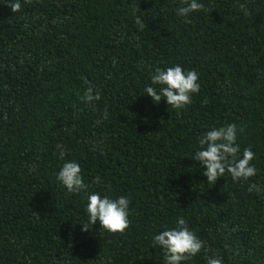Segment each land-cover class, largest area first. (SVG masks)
<instances>
[{
    "label": "trees",
    "instance_id": "trees-1",
    "mask_svg": "<svg viewBox=\"0 0 264 264\" xmlns=\"http://www.w3.org/2000/svg\"><path fill=\"white\" fill-rule=\"evenodd\" d=\"M15 2L0 0V264H164L153 239L177 218L205 242L181 264H264V0H198L187 20L181 0ZM175 65L199 76L181 109L145 91ZM229 124L257 173L209 184L192 157ZM71 161L86 192L57 180ZM93 192L128 198L123 233L81 231Z\"/></svg>",
    "mask_w": 264,
    "mask_h": 264
},
{
    "label": "clouds",
    "instance_id": "clouds-1",
    "mask_svg": "<svg viewBox=\"0 0 264 264\" xmlns=\"http://www.w3.org/2000/svg\"><path fill=\"white\" fill-rule=\"evenodd\" d=\"M13 13L21 9V4L12 0H4ZM181 5L177 9V14L187 18L191 13L206 10L205 5L198 0H181ZM239 7L247 14L245 4ZM136 24L142 29L144 24L137 18ZM190 22V21H189ZM198 73L195 70L185 72L180 65L168 67L166 70L157 67L155 74L151 76L153 85H159L157 88L148 86L145 91L148 96L152 97L154 103H159L162 99L166 100L168 106L174 109H181L189 105L192 100L191 96L198 93L200 84L198 83ZM82 101L91 104L93 101L100 99L99 91L94 92L93 87H88L81 97ZM107 110L103 113V119H107ZM100 121H98L99 123ZM235 124H229L218 129L214 128L207 131L199 139L200 150H198L192 159L199 162L204 168L203 175L207 177V183L215 184L218 178L224 177L227 173L233 181H247L257 173V169L250 162L254 159L255 153L251 147L243 150L242 157L239 145L236 143ZM61 149L58 153L61 159L66 152L62 145L56 146ZM57 180L69 193L86 192L89 185L84 183L81 175V168L75 161L65 162L57 174ZM99 181V177L95 182ZM261 190V186L252 184L248 191ZM88 203L86 211L88 214V223L81 224V231H88V224L91 225L99 222L101 229L109 233H123L129 227V200L121 196L111 199L105 195L101 197L99 193H91L87 197ZM161 247L164 250V264H181L197 255L204 249L205 242L198 238L196 233L189 229L188 224L183 218H177L176 227L170 230H164L154 236L153 247ZM205 251H207L205 249ZM207 264H223L222 257H206Z\"/></svg>",
    "mask_w": 264,
    "mask_h": 264
}]
</instances>
